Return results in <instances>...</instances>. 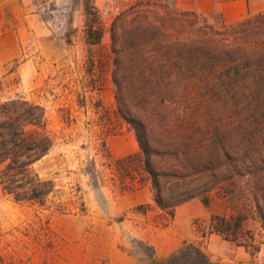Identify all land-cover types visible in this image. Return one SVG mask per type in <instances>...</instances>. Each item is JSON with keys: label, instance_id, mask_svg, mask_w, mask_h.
<instances>
[{"label": "trees", "instance_id": "trees-1", "mask_svg": "<svg viewBox=\"0 0 264 264\" xmlns=\"http://www.w3.org/2000/svg\"><path fill=\"white\" fill-rule=\"evenodd\" d=\"M84 6L93 75L100 64L93 49L101 46L105 25L93 0ZM189 17L201 16L150 0L135 2L111 23L117 112L141 148L119 164L141 162L157 207L170 218L195 199L211 208L214 193L233 197L247 181L264 230V12L234 25L223 22L222 33L210 34L193 30ZM54 144L42 105L24 97L1 103L2 194L47 207L56 185L35 166ZM245 221L243 212L214 216L211 229L249 248L242 238ZM149 249L151 264H215L196 244L163 259Z\"/></svg>", "mask_w": 264, "mask_h": 264}, {"label": "rangeland", "instance_id": "rangeland-1", "mask_svg": "<svg viewBox=\"0 0 264 264\" xmlns=\"http://www.w3.org/2000/svg\"><path fill=\"white\" fill-rule=\"evenodd\" d=\"M73 5L76 8L77 0ZM70 14L59 15L64 18L56 29L66 45L75 47L64 60L37 53L34 60L22 57L0 68V104L24 97L46 109L47 131L55 144L35 169L56 185L45 208L16 203L0 190V264H151L149 248L155 247L146 238L163 235L174 227V220L157 207L152 182L145 186L153 193L151 204L122 209L121 195L151 180L140 162L119 165L109 153L112 140L131 131L118 115L111 80L110 26L120 12L102 14L105 34L101 46L93 49L100 62L93 75L85 29L68 27ZM186 20L193 30L222 33L220 17ZM238 186L233 197L212 195L207 214L191 220L194 237L209 232L212 217L230 219L243 212L247 221L242 238L252 249L258 248L254 240L260 242L264 230L253 213L248 182ZM192 201L196 208L201 200ZM183 228L178 223V240ZM124 255L131 259L125 260Z\"/></svg>", "mask_w": 264, "mask_h": 264}, {"label": "crops", "instance_id": "crops-1", "mask_svg": "<svg viewBox=\"0 0 264 264\" xmlns=\"http://www.w3.org/2000/svg\"><path fill=\"white\" fill-rule=\"evenodd\" d=\"M85 1L77 0L75 8L73 0H0V68L11 65L22 57H31L34 60L33 54L37 53L55 61L64 60L69 53H73L75 47L66 45L64 39H60L62 35L60 36L56 30L59 21H63L64 18L63 16L60 19L59 15L70 11L68 27L85 29ZM93 1L103 14L126 9L137 1L150 0ZM162 2L201 17H220L228 25L237 24L250 15L264 12V0H162ZM109 153L112 161L117 164L140 155L141 148L134 131H128L113 139L109 144ZM147 183L150 185L151 181L143 182L140 189L135 192L121 195L120 201L124 202L123 211L153 202V193L145 187ZM192 202L176 209L174 218H171L174 220V227L169 226L163 235L146 238L155 247L156 255L160 259L169 257L182 245L192 243L200 246L217 264H257L258 260L264 264V232L260 242L254 240V244L258 245L255 250L252 246L249 248L238 246L226 240L223 235L211 229V223L209 232L194 237L191 220L206 215L207 209L212 207L208 208L202 201H198L196 208H193ZM178 223L184 227L182 231L180 230L179 240ZM124 259L131 258L124 255Z\"/></svg>", "mask_w": 264, "mask_h": 264}, {"label": "built area", "instance_id": "built-area-1", "mask_svg": "<svg viewBox=\"0 0 264 264\" xmlns=\"http://www.w3.org/2000/svg\"><path fill=\"white\" fill-rule=\"evenodd\" d=\"M117 11L121 12V10H120V9H118Z\"/></svg>", "mask_w": 264, "mask_h": 264}]
</instances>
